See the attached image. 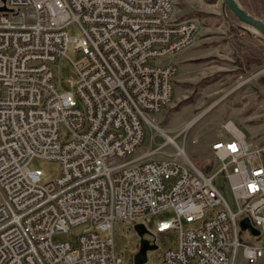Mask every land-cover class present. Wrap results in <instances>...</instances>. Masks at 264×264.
Segmentation results:
<instances>
[{
    "label": "built area",
    "instance_id": "built-area-1",
    "mask_svg": "<svg viewBox=\"0 0 264 264\" xmlns=\"http://www.w3.org/2000/svg\"><path fill=\"white\" fill-rule=\"evenodd\" d=\"M178 1L0 0V264H123L115 225L134 231L168 210L155 234L176 244L160 264H264V144L231 129L209 147L210 172L182 146L138 154L174 92L175 64L155 61L197 29L176 19ZM62 59L74 72L64 89ZM34 159L57 163L58 177L43 182Z\"/></svg>",
    "mask_w": 264,
    "mask_h": 264
},
{
    "label": "rangeland",
    "instance_id": "rangeland-1",
    "mask_svg": "<svg viewBox=\"0 0 264 264\" xmlns=\"http://www.w3.org/2000/svg\"><path fill=\"white\" fill-rule=\"evenodd\" d=\"M236 2L251 16L264 21V0ZM175 17L179 21L194 20L197 29L185 49L155 61L175 64L174 92L168 105L152 115L153 126L147 125L145 142L138 154L148 153L147 158L154 159L175 154L176 147L168 144L163 136L168 135L175 138L178 146L184 147L198 167L210 172L219 162L211 156L209 147L230 136L229 123L253 143L264 144V38L239 23L222 0H179ZM68 34L80 37L76 27L70 28ZM67 55L73 56L72 48ZM53 69L56 83L64 89L65 82L74 77L73 69L65 59L58 61ZM193 121L195 123L188 126ZM194 139L195 144L191 142ZM28 168L40 170L43 182L53 181L59 174L57 163L41 159L32 160ZM174 217L175 213L168 210L145 221L148 231L157 237L158 246L148 253L149 264H160L163 252L175 247V233L155 234L157 222ZM81 230V227L76 229L73 238ZM241 236L248 239L249 234L244 232ZM114 239L115 251L123 264H133L139 246L135 232L116 224ZM72 240L65 234L53 236L55 243ZM236 264L250 263L240 256Z\"/></svg>",
    "mask_w": 264,
    "mask_h": 264
},
{
    "label": "water",
    "instance_id": "water-1",
    "mask_svg": "<svg viewBox=\"0 0 264 264\" xmlns=\"http://www.w3.org/2000/svg\"><path fill=\"white\" fill-rule=\"evenodd\" d=\"M224 7H226L233 17L242 25L255 30L264 38V21L258 20L247 13L236 0H222ZM242 230L249 229L254 235L258 232L254 230L248 220H243L240 223ZM134 232L138 236L139 246L137 252L133 256V264H149L148 253L158 249V246L151 242L145 236L152 237V233L148 231L144 224H139L134 227Z\"/></svg>",
    "mask_w": 264,
    "mask_h": 264
},
{
    "label": "bare ground",
    "instance_id": "bare-ground-1",
    "mask_svg": "<svg viewBox=\"0 0 264 264\" xmlns=\"http://www.w3.org/2000/svg\"><path fill=\"white\" fill-rule=\"evenodd\" d=\"M194 123H195V121L189 123L188 126H189V125H192V124H194ZM227 127L230 128V129H232V131H234V130L236 131V130H237V128H235L231 123H229V124L227 125ZM158 130H159V129H158ZM159 131H160V130H159ZM163 136L166 138V142H167L168 144H171V145H173V146L176 147L177 151H178V149L180 150V152L183 150L182 148H180V147L176 144V142H175V138L169 137L168 135H163Z\"/></svg>",
    "mask_w": 264,
    "mask_h": 264
},
{
    "label": "flooded vegetation",
    "instance_id": "flooded-vegetation-1",
    "mask_svg": "<svg viewBox=\"0 0 264 264\" xmlns=\"http://www.w3.org/2000/svg\"><path fill=\"white\" fill-rule=\"evenodd\" d=\"M138 250V249H137Z\"/></svg>",
    "mask_w": 264,
    "mask_h": 264
}]
</instances>
